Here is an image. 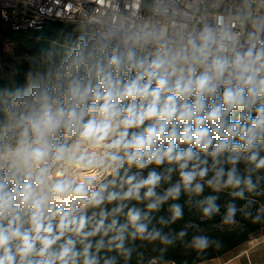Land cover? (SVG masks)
I'll return each instance as SVG.
<instances>
[{
    "label": "clouds",
    "instance_id": "obj_1",
    "mask_svg": "<svg viewBox=\"0 0 264 264\" xmlns=\"http://www.w3.org/2000/svg\"><path fill=\"white\" fill-rule=\"evenodd\" d=\"M91 3L0 77V264H197L264 225V0Z\"/></svg>",
    "mask_w": 264,
    "mask_h": 264
},
{
    "label": "trees",
    "instance_id": "obj_2",
    "mask_svg": "<svg viewBox=\"0 0 264 264\" xmlns=\"http://www.w3.org/2000/svg\"><path fill=\"white\" fill-rule=\"evenodd\" d=\"M83 24L85 23L48 20L41 29L14 30L0 19V77L3 78L2 82L6 85L13 80L22 83L24 70L28 68L33 58L42 48L47 49L53 40L71 41L79 34V29ZM37 37L40 39L37 40ZM5 43L10 44L8 49L5 48ZM186 219L199 223L201 229L213 234L219 244L218 247L210 249L198 258L197 263L220 256L238 245L264 234V225L243 221L241 225L225 228L218 222L208 221L206 218L199 219L187 209ZM190 231H195V228ZM242 264H264V260Z\"/></svg>",
    "mask_w": 264,
    "mask_h": 264
},
{
    "label": "built area",
    "instance_id": "obj_3",
    "mask_svg": "<svg viewBox=\"0 0 264 264\" xmlns=\"http://www.w3.org/2000/svg\"><path fill=\"white\" fill-rule=\"evenodd\" d=\"M119 3L122 8L123 0ZM94 7L91 0H0V11L11 15L14 30L41 29L48 20L84 23ZM9 47L5 43V48Z\"/></svg>",
    "mask_w": 264,
    "mask_h": 264
},
{
    "label": "crops",
    "instance_id": "obj_4",
    "mask_svg": "<svg viewBox=\"0 0 264 264\" xmlns=\"http://www.w3.org/2000/svg\"><path fill=\"white\" fill-rule=\"evenodd\" d=\"M250 240L238 245L220 256L201 261V264H233L234 262L242 264L245 262L264 260V258L257 257L256 253L251 251V245L249 244Z\"/></svg>",
    "mask_w": 264,
    "mask_h": 264
},
{
    "label": "rangeland",
    "instance_id": "obj_5",
    "mask_svg": "<svg viewBox=\"0 0 264 264\" xmlns=\"http://www.w3.org/2000/svg\"><path fill=\"white\" fill-rule=\"evenodd\" d=\"M249 244L251 245V251L255 252L257 257L264 258V234L254 239L252 238ZM197 264H201V262H198ZM233 264L238 263L234 262Z\"/></svg>",
    "mask_w": 264,
    "mask_h": 264
},
{
    "label": "bare ground",
    "instance_id": "obj_6",
    "mask_svg": "<svg viewBox=\"0 0 264 264\" xmlns=\"http://www.w3.org/2000/svg\"><path fill=\"white\" fill-rule=\"evenodd\" d=\"M5 16L7 18H5ZM0 19L5 21L11 28H12V18L11 15H8L5 11H0ZM67 22H71V23H81V22H76L73 20H66ZM87 22V21H86ZM84 22V23H86Z\"/></svg>",
    "mask_w": 264,
    "mask_h": 264
}]
</instances>
